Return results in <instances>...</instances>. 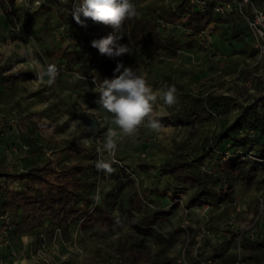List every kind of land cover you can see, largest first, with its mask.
I'll return each mask as SVG.
<instances>
[{
    "label": "rangeland",
    "instance_id": "rangeland-1",
    "mask_svg": "<svg viewBox=\"0 0 264 264\" xmlns=\"http://www.w3.org/2000/svg\"><path fill=\"white\" fill-rule=\"evenodd\" d=\"M37 1L38 6L24 9L12 5L13 0H0V74H35L0 85V168L21 172L44 163L84 166L76 177L90 187L92 202L84 217L44 222L25 232L14 230L19 211H7L0 216V264H175L180 243L187 233L194 240L201 224L229 240L224 256L241 252L242 238H264V209L256 218L264 165L257 167L252 183L235 180L228 196L204 199L186 216L182 210L193 187L176 184L159 170L165 160L190 157L208 146L238 114L237 103L256 97L264 103V58L257 56L243 28L224 27L218 38L211 32L208 43H200L181 26L159 25L157 18L169 8L165 0H132L137 15L122 21L120 29L131 54L110 58L91 45L113 30L110 25L87 18L80 35L68 21L79 0ZM135 30L148 34V41L129 39ZM59 48L80 50L89 73L67 70L65 60L53 55ZM117 63L142 74L154 91L175 86L174 104L158 98L153 105L150 116L158 129L148 128L145 117L135 134L126 135L98 103L101 87L95 77L119 75ZM49 64L57 68L51 85L44 75ZM210 97L216 104L212 109ZM112 131L117 147L108 152L103 145ZM71 143L80 145L77 153L62 150ZM98 160L111 161L113 171H98ZM203 164L212 168L215 163L206 159ZM0 182L19 186L6 177ZM224 184L216 193L227 191ZM232 233H240L239 241L230 239ZM200 244L207 245L206 239Z\"/></svg>",
    "mask_w": 264,
    "mask_h": 264
},
{
    "label": "trees",
    "instance_id": "trees-1",
    "mask_svg": "<svg viewBox=\"0 0 264 264\" xmlns=\"http://www.w3.org/2000/svg\"><path fill=\"white\" fill-rule=\"evenodd\" d=\"M162 19L164 26L183 25L181 28H189L191 33L188 35L193 36L207 26L212 30L211 23L222 21L221 18L211 14L210 6L201 12L195 7L192 8L187 0H181L175 10L168 8ZM68 21L81 35L82 25L73 19L72 12L69 14ZM22 29H25L23 25ZM136 36L137 41L146 42L149 39L148 34L137 35L136 30L128 34L129 39H135ZM56 54L65 60L67 70L78 71L85 75L89 73L88 65L81 61L83 53L80 50L67 51L66 48H59L53 55ZM107 74L105 72L96 75L97 87H101L103 80L108 78ZM34 77L33 73L16 70L5 75L0 74V85ZM212 99L210 97L208 100V107L211 109L216 106ZM261 99L256 97L245 104L237 103L238 114L230 123L216 132L212 142L199 152L193 153L190 157L165 160L159 164L160 172L168 175L176 184L193 187V192L186 203L187 208L203 203L204 199L219 201L220 198L228 196L232 182L235 180L241 179L247 184L252 183L257 167L264 165L263 162L246 157L250 151L257 157L264 158V103H259ZM213 146L228 149L230 156L222 157L214 153ZM79 149L80 145L74 143L65 144L62 147V150L69 153H77ZM206 159H213L215 163L213 166L211 164L213 168L211 171L202 169ZM84 170V166L68 164L58 168L51 163L28 167L21 172H6L0 168V177L17 180L19 183L18 187H12L5 182H0V215L11 209L19 211V220L14 230L23 232L40 227L44 222L61 224L75 215L79 217L88 215L89 212L85 206L92 202L87 195L90 187L85 181L76 177ZM224 183L228 184L227 191L216 193L218 188L221 189L225 185ZM236 235L232 233L230 239ZM220 242L223 243L213 245L211 251L219 257L220 264L224 262L232 264L237 255L228 253L224 256V243H228L229 240L226 241L223 236ZM240 244V257L243 264H264V238L245 237L241 239Z\"/></svg>",
    "mask_w": 264,
    "mask_h": 264
},
{
    "label": "clouds",
    "instance_id": "clouds-1",
    "mask_svg": "<svg viewBox=\"0 0 264 264\" xmlns=\"http://www.w3.org/2000/svg\"><path fill=\"white\" fill-rule=\"evenodd\" d=\"M136 15L137 8L132 0H79L72 12V17L78 24L84 25L86 19L91 18L93 21L112 27L113 30L108 35L91 41V45L98 49L99 53L110 58L131 54L128 45L121 42L123 34L120 29L122 21ZM114 71L119 75L103 80L98 103L113 114L115 125L126 135L135 134L138 127L145 123V117H148L146 121L148 128L158 129V121L150 116L153 105L158 98L167 105L174 104L176 101L175 86L165 85L154 91L145 77L131 67L117 63ZM44 75L48 77V84L54 83L57 75L56 66L49 64ZM115 135V131H112L105 140L103 147L108 152L115 151L117 147L113 139ZM95 167L98 171L105 173L113 171L109 160H98Z\"/></svg>",
    "mask_w": 264,
    "mask_h": 264
},
{
    "label": "built area",
    "instance_id": "built-area-1",
    "mask_svg": "<svg viewBox=\"0 0 264 264\" xmlns=\"http://www.w3.org/2000/svg\"><path fill=\"white\" fill-rule=\"evenodd\" d=\"M181 0H165L166 6L175 10L176 6ZM191 7H195L203 12L210 6L211 14L214 17L225 18L229 15H237L241 17L246 24L247 34L251 40L252 45L256 48L257 56L264 58V0H187ZM8 5H10L8 3ZM12 5L15 7L30 8L31 5L38 6V1L29 0H13ZM159 25H163L162 18H157ZM183 26V25H179ZM17 29H20V25L16 24ZM22 27V26H21ZM186 34H190L191 30L187 27H183ZM212 30L209 26L205 27L199 33L195 35L196 38L202 42L208 43ZM94 79V78H93ZM213 152L221 155L222 157L230 156L228 149H219L217 146H213ZM247 158L264 162V158L257 157L253 152H248ZM203 170L211 171L208 164L202 166ZM258 214L256 218L260 216L261 211L264 209V186L262 187V195L258 200ZM188 208L184 207L182 214L186 216ZM5 214V213H4ZM1 214L0 216H3ZM188 221L182 218L180 226L185 230V223ZM1 229V228H0ZM1 231V230H0ZM236 240L239 241L240 233L236 235ZM206 239L207 245H203L201 248V240ZM223 239V233L216 232L211 233L205 224H201L197 230L194 240H191L190 234H186L185 239L182 240L179 246L178 254L175 258V264H220L218 256L209 254L211 247L219 243ZM207 247V248H206ZM209 247V248H208ZM114 264V262H112ZM232 264H243L240 257V250L237 253L236 259Z\"/></svg>",
    "mask_w": 264,
    "mask_h": 264
},
{
    "label": "crops",
    "instance_id": "crops-1",
    "mask_svg": "<svg viewBox=\"0 0 264 264\" xmlns=\"http://www.w3.org/2000/svg\"><path fill=\"white\" fill-rule=\"evenodd\" d=\"M221 19H222V21L220 23H211L212 24L211 27L213 28L212 37L214 36V39L219 37L218 34L221 35V33L223 32L224 27H227V30H234V31L238 30L237 27H242L243 30L245 31V35H246L245 38L250 40V38H249V36L247 34V28H246L245 21L241 17H239L237 15H229L228 17L221 18ZM215 34H216V36H215ZM249 43H250V45L252 44L251 40H250Z\"/></svg>",
    "mask_w": 264,
    "mask_h": 264
}]
</instances>
